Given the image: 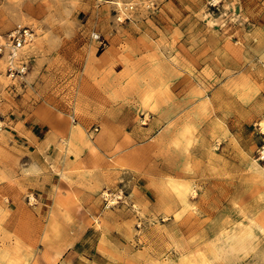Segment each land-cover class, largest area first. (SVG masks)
Wrapping results in <instances>:
<instances>
[{
    "label": "rangeland",
    "instance_id": "rangeland-1",
    "mask_svg": "<svg viewBox=\"0 0 264 264\" xmlns=\"http://www.w3.org/2000/svg\"><path fill=\"white\" fill-rule=\"evenodd\" d=\"M17 24L0 264H264V0H0Z\"/></svg>",
    "mask_w": 264,
    "mask_h": 264
},
{
    "label": "built area",
    "instance_id": "built-area-1",
    "mask_svg": "<svg viewBox=\"0 0 264 264\" xmlns=\"http://www.w3.org/2000/svg\"><path fill=\"white\" fill-rule=\"evenodd\" d=\"M34 31L28 25L17 24L0 42V56L4 57V71L10 78L22 77L28 69V57L24 47L31 43ZM261 158H264L262 150Z\"/></svg>",
    "mask_w": 264,
    "mask_h": 264
},
{
    "label": "crops",
    "instance_id": "crops-1",
    "mask_svg": "<svg viewBox=\"0 0 264 264\" xmlns=\"http://www.w3.org/2000/svg\"><path fill=\"white\" fill-rule=\"evenodd\" d=\"M39 111L37 112V114H38L37 115V119L38 120H41V122H44L48 126H51L54 131H60V132H62L64 130L63 129L64 120L60 119L52 110H50L48 108H45V107H41V108H39ZM41 113H43V114H41ZM73 126L74 125H69V127H68V131H69L70 136L78 135L83 140V144L86 145V147H88L91 152H93L95 150L94 142L91 141L90 138L87 137V135L83 132V130L81 129L80 126L75 125V126H77V128L75 129V131H73V129H74ZM80 133L83 134V135H85V139L86 140L81 137V134ZM102 134H103V132L99 133L98 135L101 136ZM85 141H87V142H85ZM74 143L75 142H73V144ZM90 146L93 147V150L90 149ZM76 150H77V147H76ZM56 194H58V192ZM56 199L58 201H60L61 199L64 200V201H66L67 202L66 204L62 202L64 205H67L68 203H73L74 204L72 197L69 196V193H62V192H60L56 196Z\"/></svg>",
    "mask_w": 264,
    "mask_h": 264
}]
</instances>
